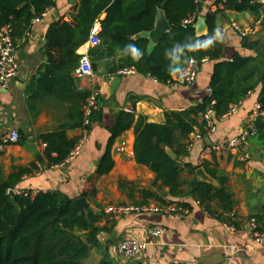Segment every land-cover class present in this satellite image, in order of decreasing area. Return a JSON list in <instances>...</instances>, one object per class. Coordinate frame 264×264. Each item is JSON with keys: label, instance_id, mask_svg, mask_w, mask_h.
<instances>
[{"label": "trees", "instance_id": "obj_1", "mask_svg": "<svg viewBox=\"0 0 264 264\" xmlns=\"http://www.w3.org/2000/svg\"><path fill=\"white\" fill-rule=\"evenodd\" d=\"M198 0H77L70 17L57 18L44 35V62L33 74L29 91L31 101L50 98L68 106L63 121L37 139L45 146L39 163L60 166L79 142L69 138L73 130H91L102 121L100 98L89 124L84 125V107L90 93L77 88L73 72L79 65L78 50L84 46L95 23L100 26L98 43L88 50L92 70L104 68L108 76L124 69L148 76L159 83H170L179 75L188 60L198 67L207 60L214 63L209 82L211 94L197 106L164 115L162 124L147 122L142 116L120 111L115 123L107 128L109 139L96 173L86 183L83 197L96 195L95 184L108 175L114 163L111 148L115 140L133 128V158L154 175L153 189L136 190L132 183L120 180L118 189L135 207L151 204L164 206L176 203L190 210L181 200L190 198L206 213L226 226L239 229L233 194L228 177L215 162L202 161L198 167L182 163L188 155L189 138L195 131L206 134L202 115L211 107L214 118H223L231 106L240 104L251 92L259 90L257 104L264 111V35L257 39L242 38L241 48L255 54L244 57L235 53L230 61H222L224 42L217 35L218 18L225 12L247 13L264 32V7L259 0H216L214 11L206 14L207 35L197 37L194 24L184 21L197 17ZM55 8V0H0V28L9 26L16 45L26 39L33 22ZM162 11L170 30L151 53L149 40L139 35L150 32L158 11ZM104 15V18L102 16ZM211 41V43H209ZM139 53L135 59L130 51ZM168 53V55H166ZM256 133L245 142L257 147L264 157V118L255 120ZM18 142L24 141L21 132ZM176 159H171L166 150ZM250 156V154H248ZM202 168L217 186L201 182L195 171ZM38 167L17 168L9 175L0 173V264H83L91 252L101 250L100 235L104 208L94 203V212L87 206L81 211L73 207V199L60 192L17 191L24 176ZM10 192L15 195L11 196ZM254 222L253 232L264 233V206L245 222ZM102 253V252H101ZM98 264H114L105 255Z\"/></svg>", "mask_w": 264, "mask_h": 264}, {"label": "crops", "instance_id": "obj_2", "mask_svg": "<svg viewBox=\"0 0 264 264\" xmlns=\"http://www.w3.org/2000/svg\"><path fill=\"white\" fill-rule=\"evenodd\" d=\"M215 1H201L194 24L197 37L207 35L206 21L203 26L198 20H205L206 14L215 10ZM73 4L70 0H55V8L33 23L26 39L17 44L18 75L8 89H0V173L7 176L14 169L30 168L35 164L38 170L24 176L17 191L60 192L75 200L83 197L87 180L96 173L109 139L107 128L114 125L115 116L120 111L130 110L135 118L142 116L149 123L162 124L165 113L197 106L209 96L214 63L205 60L199 67L196 80L185 85L159 83L136 72L126 76H108L104 75V68L95 72V76L89 80L76 81L80 91L90 93L100 90L102 121L92 125L79 155L70 163L47 167L46 162L39 163L37 160L39 156L43 157L45 151V146L37 137L52 132L63 121L68 106L50 98L31 101L29 86L36 69L44 62L45 33L57 18L70 17ZM234 25L252 39L264 35L249 14L225 12L217 22L218 37L224 42L222 61H230L235 53L244 57L255 56L241 48L242 38ZM258 93V89L251 92L233 115L217 119L216 130L209 138L197 141L191 135L188 155L182 158V163L193 167H198L202 161L215 162L218 169L225 173L236 203L234 210L240 223L239 229L211 217L190 198L181 200V203L190 206V210L178 217L153 212L121 217L106 214V207L125 205L123 202L127 201L125 194L118 189L120 180L132 183L136 190L153 189L154 175L134 161V130L130 128L115 140L111 148L113 169L97 180L96 195L91 200L86 199L95 213L98 211L94 203L104 208L100 226L107 230L99 238L101 250H94L100 259L105 255L114 264H264V246L255 243L245 222L248 216L260 213L264 206L262 152L245 142L243 151L250 154V160L246 163L238 162L232 155L205 154L206 149L220 139L239 137L243 133L258 105ZM11 132H21L24 141L20 144L5 143L4 138ZM82 134L81 130H73L67 136L74 138ZM257 153L261 154L260 160L256 158ZM195 172L199 181L217 186L202 168H197ZM154 228H160L161 233L152 235L150 230ZM125 239L145 244L144 251L133 259H122L117 246Z\"/></svg>", "mask_w": 264, "mask_h": 264}, {"label": "built area", "instance_id": "obj_3", "mask_svg": "<svg viewBox=\"0 0 264 264\" xmlns=\"http://www.w3.org/2000/svg\"><path fill=\"white\" fill-rule=\"evenodd\" d=\"M202 0H198L201 3ZM259 3L264 7V0H259ZM195 17H191L188 20L184 21V25L195 24ZM37 22V21H35ZM33 22V23H35ZM235 30L240 33L241 38L246 36L245 32H242L235 25L233 26ZM100 33V26L98 23H95L91 28L87 43L82 46L80 49L82 51L78 54L80 55L79 65L73 72V77L76 81L91 79L95 76V72L92 70L91 63L88 57V50L90 47L98 43V34ZM79 49V50H80ZM78 50V51H79ZM19 62L17 59V45L11 36V30L9 26H4L0 28V89L6 90L9 88L12 81L17 77L19 72ZM199 67L196 65L194 60L190 59L187 61L183 71L175 76L174 80L170 83H176L179 85L191 84L193 83L198 74ZM134 70L124 69L117 73L120 76H126L133 74ZM211 90L209 89V95ZM100 97V90L96 89L90 92L89 97L87 98L86 105L84 107V125L89 124V118L94 111H97L98 98ZM238 105L231 106L226 116L233 115L238 108ZM127 112H131L127 110ZM257 117L264 118V111L259 110V106L253 110L250 120L244 127L243 133L239 137L235 138H224L220 139L213 146L206 149L205 154H221V155H232L240 163H246L250 160V156L243 151V145L247 138L253 136L256 133L255 129V120ZM202 120L206 123V134L202 135L199 131H195L192 134V139L197 141H203L204 138H209L216 130V119L214 118L213 111L211 107H207L206 111L202 115ZM88 133L86 130H83V134L79 142L71 150L68 157L61 165H66L70 163L75 157H77L87 141ZM17 132H11L6 138H4L5 143L16 144L19 140ZM190 146V145H189ZM188 146V148H189ZM143 212H153V213H163L173 215L175 217L186 215L188 210L179 206L176 203H168L164 206H147V207H135L133 205H112L105 208V213L112 217H121L127 216L132 213H143ZM249 225V230L251 235L258 245L264 246V233L253 232L254 222L251 221ZM152 235H159L161 233L160 228H154L150 230ZM145 249V244L136 242L132 239H125L120 242L117 246L118 253L125 259H133Z\"/></svg>", "mask_w": 264, "mask_h": 264}, {"label": "water", "instance_id": "obj_4", "mask_svg": "<svg viewBox=\"0 0 264 264\" xmlns=\"http://www.w3.org/2000/svg\"><path fill=\"white\" fill-rule=\"evenodd\" d=\"M77 0H70V3H75ZM198 22H200L203 26H205V20L199 19ZM197 27V25L195 26ZM195 29V28H194ZM170 30V25L165 19V16L163 12L160 10L157 12L156 19H155V25L154 28L150 32L141 33L139 36L146 38L149 40L148 44V53H151L153 49L155 48L156 44L160 41V39ZM104 75L106 74L105 70L103 71ZM115 89V87H114ZM208 140V139H207ZM167 155L171 159H176V155L171 150H166ZM256 158L258 160L261 159V154L257 153ZM203 170V169H202ZM200 172V169L197 171V173ZM196 173V172H195ZM212 180V179H211ZM11 196H14V192H10ZM88 206V203L85 199V197H80L78 199H75L73 201V207L77 211H81L83 208H86Z\"/></svg>", "mask_w": 264, "mask_h": 264}, {"label": "rangeland", "instance_id": "obj_5", "mask_svg": "<svg viewBox=\"0 0 264 264\" xmlns=\"http://www.w3.org/2000/svg\"><path fill=\"white\" fill-rule=\"evenodd\" d=\"M123 203H125V205H130L128 200ZM99 257L100 255L96 251L91 252L90 256L83 262V264H98V262L101 260ZM122 259L126 260L124 257H122Z\"/></svg>", "mask_w": 264, "mask_h": 264}, {"label": "clouds", "instance_id": "obj_6", "mask_svg": "<svg viewBox=\"0 0 264 264\" xmlns=\"http://www.w3.org/2000/svg\"><path fill=\"white\" fill-rule=\"evenodd\" d=\"M217 35H218V33H217ZM209 43H211V41H209ZM129 48H130V51H131L133 57L135 59H139L140 53L134 47L129 46ZM166 55H168V53H166Z\"/></svg>", "mask_w": 264, "mask_h": 264}]
</instances>
